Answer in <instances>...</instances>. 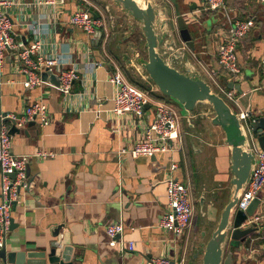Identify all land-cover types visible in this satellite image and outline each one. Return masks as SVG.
Returning a JSON list of instances; mask_svg holds the SVG:
<instances>
[{"label": "crops", "instance_id": "1", "mask_svg": "<svg viewBox=\"0 0 264 264\" xmlns=\"http://www.w3.org/2000/svg\"><path fill=\"white\" fill-rule=\"evenodd\" d=\"M83 1L66 0L65 11L56 25L50 21L48 11L39 6L11 12L13 34L18 41L28 45L38 31L45 51L60 55L64 68L78 67L80 77L73 84V95L66 97L48 80L26 88L17 54L6 51L0 63V113H20L27 104L43 99L49 105L52 118L46 127L36 121L13 134L14 153L30 156L28 175L32 185L29 190L21 191L20 200L12 207L17 226L8 234L7 248L49 252L55 243H59L58 251L70 245L73 247V264H145L157 256L169 257L176 264H203L206 246L234 192L231 149L226 135L217 126L216 143L205 142L194 122L209 118L208 114L213 113L212 106L199 103L189 111L172 98L167 100L157 90L152 94L169 102L180 115L181 146L158 154L155 159L122 154L124 147H130L144 137V124L156 115V109L151 105L140 118L132 113L117 116L109 111L117 91L110 80L114 65L118 66L116 62L130 81L137 82L125 66L133 67L143 75L134 62L139 46L131 60L126 55L131 42L137 40L139 43L142 28L136 23V32L132 34L133 26L129 27L128 22L134 24L135 21L127 13L119 12L121 9L113 0H86L85 5L105 19V26L97 29V35L88 34L69 23L71 14ZM149 1L156 7L162 2ZM163 5L167 7L166 17L161 16V21L167 19L166 38L172 34L171 37L176 39L174 48L177 52L171 51L173 46L171 49L166 46L167 41H163L158 50L181 72L211 81L216 86L226 82L218 62L216 30L229 27L238 19L254 18V27L237 49L244 78L237 82L241 92L236 91L251 99L249 109L254 116H264V76L261 74L264 4L260 0H226L225 8L213 13L204 9V0L181 2V13L191 16L195 23L193 29L189 28L194 40L193 49L178 35L172 3L164 1ZM216 19L223 24L217 23ZM206 25H211V29ZM116 48L123 49L121 55L126 60L125 66L120 64ZM96 61L102 64L86 68L85 63L92 65ZM86 89L88 93H85ZM101 102L103 104L99 105ZM201 128L204 131L205 125ZM211 145L217 148L215 169L226 176L221 178L222 181L209 172L203 179L202 167L211 155L206 146ZM37 151L53 152L54 156L37 157ZM173 161L178 162L173 174L190 186L194 205L192 224L180 236L159 225L162 213L167 210L166 181ZM196 180L199 197L194 186ZM218 187H224L227 195L216 193ZM215 194L217 199L213 198ZM198 212L200 221L196 224ZM255 212H264V195L263 203ZM233 216L234 213L231 219ZM118 220L124 221L123 237L134 242L133 250L122 251L110 245L106 226ZM57 225L62 228L56 237L53 232ZM229 244L230 240H227L224 256L229 251ZM229 264H264V220L234 247Z\"/></svg>", "mask_w": 264, "mask_h": 264}, {"label": "built area", "instance_id": "2", "mask_svg": "<svg viewBox=\"0 0 264 264\" xmlns=\"http://www.w3.org/2000/svg\"><path fill=\"white\" fill-rule=\"evenodd\" d=\"M86 1V0H84ZM79 3L75 11L71 14L69 23L79 27L84 32L94 35L98 28L105 26V19L95 16L92 8L86 6L85 2ZM264 4V0H260ZM39 6L48 12L50 21L54 25L58 23L61 14L65 11L66 0H0V63L5 57V52L9 51L16 55L21 62L23 73L25 74L24 86L33 88L42 84L43 72L56 73L59 76L61 86L58 87L66 97L73 95L72 87L79 79L80 71L78 67L64 68V62L60 55L55 52H46L44 41L38 34L34 41L24 45L18 41L13 34V19L11 12L14 9H32ZM226 6V0H204V9L208 12H219ZM253 17L238 19L229 27H219L215 34L218 37L217 55L221 68L229 77V81L240 82L244 74L239 64L238 46L240 41L254 27ZM176 43L171 44V51L176 54L174 48ZM139 56V54H136ZM86 68L95 67L102 62L85 63ZM261 73L264 76V60L261 64ZM241 79V80H240ZM111 82L116 85L117 91L113 98V106L109 111L117 116L132 113L143 117L146 112L145 106L150 104L156 109L155 118L144 124V137L136 141L130 147H124L122 154L132 157L147 156L153 157L161 153H167L175 149V141H181L180 115L176 109L167 101L155 97L150 90H144L132 83L125 77L119 66L114 65V70L110 77ZM221 91V92H219ZM88 93V89L85 90ZM221 96L235 101L236 89H230L226 83L219 85L217 91ZM101 102L99 105H102ZM101 112V111H100ZM240 118L249 129V111L239 109ZM31 121H37L42 127L50 125L52 118L48 103L41 99L31 104H27L20 113L8 112L0 113V169L3 174L0 186V249L5 245L12 225V207L14 202H18L22 190H29L32 182L28 175L29 155H17L13 151V134L10 132L12 126L21 128ZM249 133L250 129H249ZM252 148L256 155V164L252 170L249 181L237 204V209L246 210L249 204L256 198L263 203L264 195V147H260L256 139L251 134ZM179 148V147H178ZM177 148V149H178ZM37 157H51L53 152L37 151ZM178 168V162L173 161L169 168L170 175L166 181L167 210H165L159 220L161 228L171 231L176 236L182 235L192 224L194 216V205L190 186L174 176L173 171ZM15 174L12 178L9 174ZM259 204V205H260ZM264 220L262 214L254 213L247 220L246 224H259ZM125 223L123 220L111 221L106 226V231L110 237V245L119 247L122 251L135 248L133 241H127L123 237ZM0 264L4 263L0 258ZM145 264H176L169 257L157 256ZM182 264V263H178Z\"/></svg>", "mask_w": 264, "mask_h": 264}, {"label": "water", "instance_id": "3", "mask_svg": "<svg viewBox=\"0 0 264 264\" xmlns=\"http://www.w3.org/2000/svg\"><path fill=\"white\" fill-rule=\"evenodd\" d=\"M160 7L149 1L143 0V4L136 0H113L115 6H118L121 13H127L134 24L128 22V26H133L132 34L136 32V23L141 25L143 36L139 42L144 40L147 47L148 59L143 62L149 78L156 84L163 95L169 96L184 106L185 109L192 111L199 103H207L212 106L213 113L208 114L211 122L223 130L226 135V142L231 149V184L234 192L231 200L223 210L221 220L209 240L204 254L203 264H229L232 261L233 249L244 241L246 236L255 230L256 223H244L251 217L260 204V199H254L246 210L237 209V204L243 193L247 182L250 179L252 170L256 164V155L252 148L251 134L256 139L260 147H264V116H254L250 111V122L247 128L244 121L240 118L239 109H234L230 101L218 94L211 84L200 78L186 74L174 67L164 55L158 50L163 41L166 46L175 43V38L169 34L167 37V19L161 21V16L166 17L167 7L163 5L164 1H169L174 6L176 14V25L178 35L192 49L194 40L185 20V15L181 13V2L186 0H160ZM192 9V8H190ZM97 16V15H95ZM98 34V31L95 35ZM100 34V32H99ZM134 40L128 45L127 51L129 60L131 55H135L138 44ZM125 55V56H126ZM43 80H48L57 87L61 86L58 74L52 72H43ZM240 83L229 81L227 87L241 92ZM150 104L145 106L148 109ZM213 115V116H212ZM29 123L35 124L36 121ZM20 129L14 125L10 132L14 134ZM153 156L152 159H155ZM12 178L15 174H9ZM2 172L0 169V186L2 182ZM1 197V192H0ZM16 202H14L15 205ZM232 213H234L233 218ZM17 226L12 220L11 230ZM62 225H57L54 236H59ZM227 240H230L229 251L224 256ZM59 243H55L49 252L47 251H12L8 250L7 245L0 249V258L4 263L9 264H73V247L66 245L63 250L58 251Z\"/></svg>", "mask_w": 264, "mask_h": 264}, {"label": "rangeland", "instance_id": "4", "mask_svg": "<svg viewBox=\"0 0 264 264\" xmlns=\"http://www.w3.org/2000/svg\"><path fill=\"white\" fill-rule=\"evenodd\" d=\"M185 20H186V22H187V25H188V27L189 28H191V29H193L194 27H195V23L194 22H192V20H193V18H191V16H189V17H186L185 16ZM217 23H219V20H215ZM204 22H206L205 20H204ZM206 24V23H205ZM219 24H223V22H221V23H219ZM206 27L208 28V29H211V25L209 26V25H206ZM138 44V46H139V56L136 58V59H134V62L136 63V65H137V67L140 69V71L142 72V74L143 75H141V74H139V73H137L136 72V69L135 68H133V67H129V68H127L126 66H125V64H126V60L124 59V57H123V55H121V52H122V48L120 49V48H116V52L118 53V55L120 56V58H121V60H120V64H122V65H124L125 66V69L127 70V73H129L130 75H131V77L133 78V79H135L140 85H143L144 87H146L148 90H150L151 92L152 91H156L157 92V90L158 91H160L159 89H158V87L157 86H154V82H152L151 81V79L149 78V76H147L148 74H147V72H146V70L144 69V66H143V62L144 61H146L147 59H148V52H147V47L145 46V43H144V41H142V42H139V43H137ZM124 49H126V47H124ZM192 50V49H191ZM127 54L129 55V52H127ZM133 57H134V55H133ZM116 64L122 69V67L119 65V63L118 62H116ZM123 70V69H122ZM125 73V72H124ZM143 76V77H142ZM216 77V76H215ZM217 78V77H216ZM241 80V79H240ZM223 81V80H222ZM219 83H221L220 81H218ZM210 84H211V86L216 90V92L219 90V86H216L214 83H212L211 81H210ZM156 85V84H155ZM146 89V90H147ZM219 92H221V91H219ZM163 95V94H162ZM245 94H243V93H237V96H236V100L235 101H231V100H229V99H227V100H229L230 101V103H231V105L234 107V109H240V110H246V111H250V100H248V97L247 96H244ZM163 97H165L167 100H169L170 101V99H171V97H169V96H166V95H163ZM174 100V99H173ZM174 101H176V100H174ZM201 119V120H200ZM199 120H197L196 122H194V123H196V126L198 127V128H200V131H201V133H200V135H201V138H202V140H204L205 142H209V141H211V142H213V143H216V133H217V125H215V124H213L212 122H211V120L208 118V117H206V118H204V119H202V118H200ZM248 121L250 122V119H248ZM184 125H185V127H186V123L184 122ZM205 125V129H204V131L202 130V128L201 127H203ZM192 131H194L195 132V129H193L192 128ZM198 134V133H197ZM185 138L186 139H188L189 138V136L188 135H185ZM210 143V142H209ZM181 146V144H178V141H175V149H177L178 147H180ZM206 147H208V150L210 151V157L206 160V164L202 167V171H203V179H205V173L206 172H209V174L210 175H212V176H214V174L217 176V179L218 180H220V181H222L221 180V178L222 177H226V176H222L220 173H219V171L217 170V169H215L216 167H215V161H216V153H217V148H215L214 146H206ZM199 182H197V180H196V182H194V186H195V189H196V191H197V194H198V197H199V194H200V191L197 189V184H198ZM223 188L224 187H218V189H217V191H216V193L219 191V195L220 194H222V193H224V190H223ZM227 193H228V191L226 192V190H225V195H227ZM225 197V196H224ZM213 198H215V199H217L218 198V196H216V194L214 195V197ZM195 199V198H194ZM218 201V200H217ZM222 204H223V202H222ZM222 206V205H221ZM193 219H194V216H193ZM200 221V214H199V212L196 214V216H195V223L197 224L198 222Z\"/></svg>", "mask_w": 264, "mask_h": 264}, {"label": "trees", "instance_id": "5", "mask_svg": "<svg viewBox=\"0 0 264 264\" xmlns=\"http://www.w3.org/2000/svg\"><path fill=\"white\" fill-rule=\"evenodd\" d=\"M92 11H93V9H92ZM222 70H223V69H222ZM223 72H224V74H225V79H226V82H225V83H227V82L229 81V77H228V75L225 73L224 70H223ZM261 74H262V73H261ZM131 82L134 83V84H136L137 86H139L140 88H142V89H144V90L147 89L146 87H144L143 85H140L139 83L135 82L134 80H131ZM147 90H148V89H147ZM157 98H159V97H157ZM160 99H161V97H160Z\"/></svg>", "mask_w": 264, "mask_h": 264}, {"label": "bare ground", "instance_id": "6", "mask_svg": "<svg viewBox=\"0 0 264 264\" xmlns=\"http://www.w3.org/2000/svg\"><path fill=\"white\" fill-rule=\"evenodd\" d=\"M138 3L143 4V0H136Z\"/></svg>", "mask_w": 264, "mask_h": 264}]
</instances>
